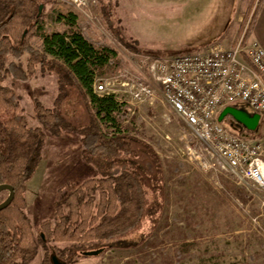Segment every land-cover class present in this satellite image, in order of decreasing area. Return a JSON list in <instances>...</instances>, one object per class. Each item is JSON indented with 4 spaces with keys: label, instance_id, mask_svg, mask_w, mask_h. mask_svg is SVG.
<instances>
[{
    "label": "rangeland",
    "instance_id": "1",
    "mask_svg": "<svg viewBox=\"0 0 264 264\" xmlns=\"http://www.w3.org/2000/svg\"><path fill=\"white\" fill-rule=\"evenodd\" d=\"M251 0H94L95 20L81 14L70 0L46 5L45 30L64 32L56 26V14H77L94 41H104L118 53L117 60L96 72L95 86L110 82L122 100L120 75L136 73L132 62L138 53L114 38L106 20L105 8L128 43L143 55L177 57L214 45H231L239 38L246 4ZM248 5V6H249ZM248 8V7H247ZM38 47L42 41L32 37ZM28 55L21 62L25 66ZM18 95L16 114L24 115L30 127H42L36 118L37 103L53 109L60 94L58 76L42 71L27 82L7 77L3 83ZM103 95V93H98ZM122 129L145 139L160 155L166 177V204L161 223L148 242L136 249H110L97 256H84L88 248L77 250L72 264H264V193L251 183L240 182L228 174L205 172L187 154L191 130L163 99L153 106L125 103ZM251 115L260 114L245 102L232 104ZM74 125H87L89 107L76 87L59 106ZM255 130L242 127L227 116L221 123L249 138L264 135V115ZM42 159L27 183L26 213L36 236L40 224L53 219L54 204L67 192L90 178H100L96 167L82 158L81 136L70 130L54 135L45 130ZM9 195L2 191L0 199ZM59 246H65L60 244ZM40 244L36 256L27 264H45ZM51 264L52 258L50 261ZM63 263V262H62ZM67 264V263H63Z\"/></svg>",
    "mask_w": 264,
    "mask_h": 264
},
{
    "label": "trees",
    "instance_id": "2",
    "mask_svg": "<svg viewBox=\"0 0 264 264\" xmlns=\"http://www.w3.org/2000/svg\"><path fill=\"white\" fill-rule=\"evenodd\" d=\"M56 1L0 0V185H11L15 191L12 203L0 211V264H27L40 244L45 264H51L53 257L75 263L82 248H88L84 256L140 248L158 229L165 210L166 177L160 155L145 139L122 129L124 103L94 90L97 70L114 63L117 51L104 41L92 40L86 24L74 13L54 18L56 26L67 25L68 30L46 32L45 7ZM263 5L264 0H251L247 8L241 30L246 42L252 39ZM110 11L105 8L114 38L140 54L125 40ZM34 36L42 41L38 47L31 42ZM26 54L24 66L21 60ZM39 68L58 76L60 94L53 109L36 104L42 127H30L27 118L15 112L18 95L3 83L7 77L27 82ZM73 87L89 107L87 125L72 124L60 111ZM45 130L58 136L68 130L78 133L83 160L101 177L87 179L59 197L53 219L43 221L36 236L26 213V191L42 159Z\"/></svg>",
    "mask_w": 264,
    "mask_h": 264
},
{
    "label": "built area",
    "instance_id": "3",
    "mask_svg": "<svg viewBox=\"0 0 264 264\" xmlns=\"http://www.w3.org/2000/svg\"><path fill=\"white\" fill-rule=\"evenodd\" d=\"M70 2L90 20L96 19L94 0ZM244 36L232 45L177 57L138 54L132 61L137 72L124 70L120 75L122 100L110 82L95 90L139 106L163 99L189 126L187 154L198 168L228 174L264 193V135L252 139L219 120L225 108L239 101L264 114V47L253 39L246 42Z\"/></svg>",
    "mask_w": 264,
    "mask_h": 264
},
{
    "label": "water",
    "instance_id": "4",
    "mask_svg": "<svg viewBox=\"0 0 264 264\" xmlns=\"http://www.w3.org/2000/svg\"><path fill=\"white\" fill-rule=\"evenodd\" d=\"M41 9H42V7H41ZM228 115H231V116L235 117L238 121L243 122L249 130H255L258 126L259 115H257V114L254 116H247L242 111L237 110L236 108L230 106V107L225 108V110L220 115L219 120L222 122L225 119V117ZM2 191H9V195L6 198V200L0 204V211L7 208L12 203V201L15 197V191L11 185H8V184L0 185V193ZM53 263L54 264H63L56 257H53Z\"/></svg>",
    "mask_w": 264,
    "mask_h": 264
},
{
    "label": "crops",
    "instance_id": "5",
    "mask_svg": "<svg viewBox=\"0 0 264 264\" xmlns=\"http://www.w3.org/2000/svg\"><path fill=\"white\" fill-rule=\"evenodd\" d=\"M248 5H249V3L246 4V7H245L246 10H245V13H246V11H247V7H248ZM251 37H252L253 40L258 41V42L264 47V5L262 6V9H261V11H260V13H259L258 19H257V21H256V23H255V25H254V27H253ZM231 45H232V44H231ZM231 107H234V106H231ZM234 108H236L237 110L242 111V112L245 113L247 116H254V115L249 114L248 112H246L245 110H243V109H241V108H239V107H234ZM224 110H225V109H224ZM224 110H223V111H224ZM223 111H222V112H223ZM222 112H221V113H222ZM221 113H220V115H221ZM258 113H259V112H258ZM260 114H263V113H260ZM260 114H257V115H259L258 126H259V124H260V122H261V120H262V117H261ZM263 115H264V114H263ZM258 126H257V127H258ZM225 127H227L228 129H230V130H232V131H234V132H237V133H243V132H244V131H236L235 129L233 130V129H231L229 126H225ZM243 134H245V133H243Z\"/></svg>",
    "mask_w": 264,
    "mask_h": 264
},
{
    "label": "flooded vegetation",
    "instance_id": "6",
    "mask_svg": "<svg viewBox=\"0 0 264 264\" xmlns=\"http://www.w3.org/2000/svg\"><path fill=\"white\" fill-rule=\"evenodd\" d=\"M222 114V113H221ZM228 116H230V117H232L235 121H237L238 122V124L239 125H241L242 127H246V125L243 123V122H240V121H238L235 117H233V116H231V115H228ZM227 117V116H226ZM225 117V118H226ZM247 128V127H246Z\"/></svg>",
    "mask_w": 264,
    "mask_h": 264
}]
</instances>
